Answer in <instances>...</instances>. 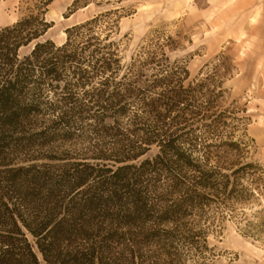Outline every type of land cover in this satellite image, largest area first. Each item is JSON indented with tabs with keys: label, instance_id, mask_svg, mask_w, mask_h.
Here are the masks:
<instances>
[{
	"label": "rangeland",
	"instance_id": "374dc122",
	"mask_svg": "<svg viewBox=\"0 0 264 264\" xmlns=\"http://www.w3.org/2000/svg\"><path fill=\"white\" fill-rule=\"evenodd\" d=\"M41 1L0 0V29L29 16H40L51 26L38 40L19 48L20 58L27 56L36 42L49 40L62 45L65 29L89 23V31L84 30L80 39L90 45L85 54L97 49L101 54L111 51L116 60L112 66L117 70L115 78L136 61L135 69L142 73L136 85L142 88L150 85L152 75L161 73V67L184 69L187 75L182 89L187 90L192 106L181 111L179 119L171 121L177 114L166 118L168 130L151 115H146L143 123H131L133 110L127 109L116 119H104L102 126L115 128L106 136H95V121L81 120L78 115L72 124L76 130L65 132V128L55 136H40L34 133L50 126L59 113L42 104L39 112L31 115L34 127L26 130L27 134L4 137L2 143L9 142V148L1 151L5 162L0 170L32 167L16 173L12 188L4 183V197H16L24 217L37 224L47 221L48 229H54L68 209L81 206L82 197L99 192L98 186L92 185L95 180H91L97 177L94 173L87 179L88 186L78 189L83 193H71L68 182L72 174L90 172L77 163L112 169L138 164L158 153L156 142L131 162L114 165L93 158L100 152L123 150L127 139L132 143L137 139L154 141L156 135L163 138L173 133L181 136L176 141L179 149L211 153L210 162L220 163L222 173L230 176L227 191H234L227 199L212 197L204 206L187 210L190 216L184 221L196 219V229L205 232L209 254L205 263L264 264V0H50L43 6ZM59 84L62 87L63 82ZM43 87L48 91L46 82ZM34 93L28 91L24 102ZM65 107L63 104L60 110ZM155 126L162 132L156 134ZM240 166L244 167L235 185L230 173ZM164 175L162 172L157 179L147 182L144 178L140 185H130L132 197L121 189L118 196L155 204L158 212L162 205L180 198V185ZM146 209H150L148 204ZM118 210L116 206L110 212ZM145 221L141 227L146 231L151 224ZM77 242L62 240L60 250Z\"/></svg>",
	"mask_w": 264,
	"mask_h": 264
},
{
	"label": "trees",
	"instance_id": "16d2710c",
	"mask_svg": "<svg viewBox=\"0 0 264 264\" xmlns=\"http://www.w3.org/2000/svg\"><path fill=\"white\" fill-rule=\"evenodd\" d=\"M49 1L43 0L40 5H47ZM88 25L65 29L66 40L60 46L49 40L36 42L30 53L21 58L19 48L38 40L51 26L40 16H29L0 29V164L5 162L1 151L9 148V142L2 143L5 135L27 134L26 130L34 127L30 124L31 115L38 113L42 104L48 111L57 109L59 113L50 120V126L34 133L40 136H55L65 128V132L76 130L72 124L76 123L77 115L81 120L95 121L92 129L95 136H106L115 128L102 126L104 119H116L127 109L133 110L131 123H143L145 116L151 115L161 126L171 114H177L171 118L174 121L180 118L181 111L192 106L187 90L182 89L187 75L184 69L161 67V73L152 75L150 85L142 88L136 85L142 73L135 69L133 60L126 72L115 78L117 70L112 66L116 60L111 51L101 54L97 49L85 54L90 45L80 39L84 30L89 31ZM45 82L48 91L43 87ZM28 91L35 93L25 103ZM63 104L66 107L60 110ZM168 127L164 125V130ZM154 130L156 134L162 132L160 127L155 126ZM155 137L154 141L137 139L133 143L127 139L123 150L112 154L100 152L93 158L108 160L114 165L131 162L145 155L156 142L158 153L138 164L112 169L106 165L100 168V165L77 163L76 166L90 172L72 174V181L68 182L71 193H83L78 189L88 186L87 179L94 173L97 177L91 180H95L92 185L98 186L95 188L99 192L82 197L81 206L68 209L67 216L51 230L47 221L37 224L24 217L22 204L17 203L16 197H4L7 195L3 191L4 183H10L6 185L12 188L16 185V173L32 167L0 170V264H206L209 254L205 232L196 229V219L184 220L190 216L187 210L204 206L213 201L212 197L231 196L234 191H227L230 176L222 173L220 163L210 162L211 153L200 155L195 149H179L176 141L180 135ZM242 167L230 173L235 185ZM162 172L169 182L180 185L177 189L180 198L162 205L158 212L155 204L137 198L126 201L118 196L117 190L121 189L132 197L130 185H140L144 178L147 182L157 179ZM116 206L119 210L110 212ZM145 220L151 224L146 231L141 227ZM62 240L67 244L78 242L74 247L69 245L65 246L66 250H60Z\"/></svg>",
	"mask_w": 264,
	"mask_h": 264
}]
</instances>
